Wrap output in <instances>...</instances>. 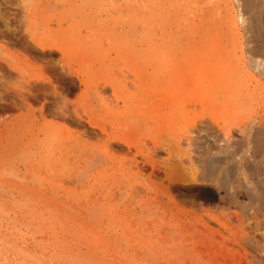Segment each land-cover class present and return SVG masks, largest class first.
Segmentation results:
<instances>
[{
    "label": "rangeland",
    "instance_id": "rangeland-1",
    "mask_svg": "<svg viewBox=\"0 0 264 264\" xmlns=\"http://www.w3.org/2000/svg\"><path fill=\"white\" fill-rule=\"evenodd\" d=\"M150 2L0 0V264H34L38 259L41 263L36 264H77L73 256L81 259L80 264H264V201L261 207L258 203L248 207L245 189L236 190L235 204L224 191H213L209 185L173 188L178 207L188 212L176 217L181 225L189 227L195 215L207 211L229 214V223L243 238L241 244L226 239L230 246L221 251L216 241L222 240L220 235L212 241L182 238L183 229L171 218L176 206L169 203L171 213L165 204L155 205L157 193L147 191L139 177L143 173L147 179L163 180V171L153 169L149 158L166 160L169 156L160 147L167 145L183 159L188 141L196 139L200 145L203 136L207 144L235 147L237 159L245 157L241 164L248 165L244 155L248 146L230 147L226 137L232 136L233 143L241 139L264 111L261 85L256 101L244 103L239 115L232 112L228 92L235 43L216 24L200 26L205 3L176 0L171 7L188 14L178 27L167 29L165 10L157 15ZM193 24L198 27L193 29ZM165 30L167 44L162 39ZM243 48L246 69L255 72L250 67L251 45ZM41 72L54 83H43ZM78 78L88 87L80 86ZM157 84L163 90L157 91ZM27 103L35 108L37 122ZM42 107L49 120L66 121L88 136L78 138L56 126H43ZM77 113L85 121H78ZM89 120L131 148L115 141V156L108 160L107 134L89 126ZM205 130L220 140L205 137ZM156 148L159 152L153 156ZM261 152L256 155L260 159ZM193 156L199 158V153ZM15 205L37 210L39 222L25 224V229L14 225ZM240 223L246 226V236ZM210 225L225 231L218 223ZM50 252L61 258L50 260L54 256ZM67 257L74 262L65 261Z\"/></svg>",
    "mask_w": 264,
    "mask_h": 264
},
{
    "label": "bare ground",
    "instance_id": "bare-ground-1",
    "mask_svg": "<svg viewBox=\"0 0 264 264\" xmlns=\"http://www.w3.org/2000/svg\"><path fill=\"white\" fill-rule=\"evenodd\" d=\"M136 1H138V0H133V3ZM143 1H149V0H143ZM150 1L152 2V5H151V2L149 4L151 6H153V12L156 13L157 15L161 14V12L163 10H165V12H166L165 13V21H166L167 29L178 27L180 25L181 19L188 14V12L186 10H181L180 7L179 8L178 7H175V8L171 7L172 4L176 0H150ZM197 1H200L203 4L205 3L204 7L202 8L201 13H200V16L202 18V21H200V24H201L200 26L207 27V26H211L213 24L214 25L216 24V26L219 29H221L225 34L232 36L233 42L235 43V46H234L235 58H234V60L236 62H234V64L235 63L236 64H235V68L233 69L232 79L229 83L228 94L232 95V97H233V101H232V108H233L232 110L233 111L232 112L236 115H239L241 113V110H242V105L244 103H247V102L256 101V98H258V96H257L258 89L261 85H264L262 82V79H260L261 76L264 78V61H263V57H264V0H197ZM211 1H213V3H211ZM171 8H173L175 10L172 12V11H170ZM215 21H218V23H213ZM197 25L198 24H196V25L193 24L192 25L193 29H195ZM193 29H191L190 31H192ZM167 31L168 30H165V32L162 36L163 42L166 44L170 42ZM246 43L248 44V46L251 45V48L249 49V53L252 56L251 62H250V67H251V69L255 70V72H249L246 69L247 64H248V58H247L246 53L244 52V48H243V45L244 44L246 45ZM222 46L223 45H221V47ZM193 49H196V48H193ZM196 50L199 51V53L202 52L201 48H197ZM42 69H44V68L42 67ZM42 72H41V75H42ZM43 75L41 76L43 83L44 82L50 83V84L54 83L53 79L50 75H48L46 73H44ZM78 82H79L80 86H82L84 88L88 87L87 82L84 81L83 79H79ZM53 86L55 88V92L57 93L58 92L57 86H55V85H53ZM156 90L157 91L163 90L161 88L160 84H157ZM28 91H30V90H27V92ZM60 96H61V94H60ZM65 100H67V98ZM27 104H28V106H27L28 107V113H29L30 117H32L31 119H33L34 122H37V116L35 115V112H36L35 108H33L32 104H29V103H27ZM25 106H26V104H25ZM40 112H41L42 122H44L43 126L45 124L52 125L54 127L56 126V128L57 127L60 128L59 130H61V131L63 130L64 132L66 131V133H71V134L75 133L78 138H83V136H85V137L88 136V134L85 131H81V132H80V130L77 131L71 125L67 124L66 121L62 123V122L51 120V119L49 120L43 111V107L40 109ZM62 113H64V112H62ZM21 115H23V114H21ZM76 116H77L78 121H85V119L83 118L82 115L77 113ZM62 118H64V117H62ZM65 118H66V116H65ZM87 123L92 128L99 129L103 134H107V138L105 139V143H104V153L106 154V157L108 158V160L109 159L111 160V157L115 156L112 153V152H114V150L112 151V149H113L112 144L115 141H117L116 143L119 142V143H122V145H125L128 148H131L132 145L129 144L126 140H120V139L112 138L110 136L109 132L107 133L106 127L98 125L97 123H94L91 120L87 121ZM250 123H251V125H253V128L249 129V131H247L248 133L246 132V134L241 139H239L238 141L233 143L232 142L233 141L232 136L229 135L226 137L228 144L230 143V147L231 146L240 147L243 145L248 146L247 150L244 151L245 153L243 152L244 155L246 154V157L248 158L247 159L248 165L243 166L242 165L243 163L241 164V161H244L243 159L245 157L242 156V160L237 159L238 152H237V149L235 147H233L231 150L230 148L226 149V148L218 147L217 145H215V142H214V144H207L206 142H204L205 138L203 136V137H200V142H201L200 145L198 144V142H196V139L192 141L191 140L192 138H191L190 141H188L189 147L186 149L185 153L183 154L184 155L183 159H180L179 158L180 156L177 157V155L175 157L173 150L167 145L160 147V149H162L169 156L168 158H166V160L159 162L157 159L149 158L151 160V161H149V163L153 169L159 168L160 170L163 171V174H164L163 180H161V179L160 180H153L152 178L147 179L144 177V175H142L143 173H139V177H142V179L144 180L143 186H145L146 190L151 191V192L153 191V192L157 193V195H158L157 201L156 200L154 201V200L150 199V197H149L150 200L155 202V205H156V203H158L157 205L159 207L160 205L165 204L166 205L165 207H167L168 209H169V206H168L169 203H172L176 206L177 213L176 214L173 213V216H171V218L173 219V221H175V223H174L175 226H177L178 228L180 227L179 229H181V228L183 229L182 232H184V233L182 235L183 237L181 236L182 238H184V235L186 237L189 236L192 238L200 237L201 239H202V237H208L212 241V239L218 238V237H216L217 235H220L222 237V240H216L218 242L219 246H221L220 249L230 246V245L229 246L227 245L229 243H226V241H225L226 239L230 240V242H233L236 244L237 243L241 244V238H243V237H240L237 230L235 232V230L233 229V227L229 223L228 218H230V217H228V215H229L228 213L226 214L223 212L222 214H216L214 212L207 211L205 215H200V214L195 215L194 214L195 217H193L194 219L189 222V224H190L189 227H187L186 224L181 225L179 222H177V219H179V218H176V217H181L182 215H186V214H188V212L186 210L178 207L177 200L175 199V196L173 195V188H175L177 186H181V185L187 186V185H191V184L192 185H209V188L212 189L213 191L214 190L224 191L228 195V198H229L228 200H231V202L235 203V204H236L235 201L237 200L236 194H235L236 190L238 191V189H240V190L245 189L247 194H248V198H249V202H250L248 204V207L249 206L253 207L252 205H254L256 203H258L259 204L258 206L261 207L262 202L264 201V158H262L263 159L262 160V159L258 158V156H256V155H258V153L262 154V152H261V149H262L263 150V157H264V148H262L263 146L261 145L262 141H264V111H263V114L261 116H259V118L256 121H251ZM40 127H41V125H40ZM199 132L202 134V130ZM210 132H211V130H208V132L206 131L205 137H211L217 141L219 139V135H217L215 133H210ZM228 133L225 132V134H227V135H228ZM84 142H86V141H84ZM262 144L264 145V143H262ZM195 146H196V148H195ZM157 150L158 149L156 148L155 151L152 152L153 156L156 155ZM158 152H159V150H158ZM197 152L199 153V158H197V157L194 158L193 153H197ZM183 155H182V157H183ZM92 159H95V158H92ZM254 160H255V162H254ZM90 161H91V159H90ZM132 161H134L133 165L138 169L139 166L137 165V163H138L137 160L133 159ZM92 162H93V160H92ZM90 168H91V166H90ZM137 171L140 172L139 170H137ZM261 171H262L261 175L263 176V178L260 177L259 172H261ZM138 172H136V173H138ZM80 177H82V176H80ZM76 178H78V177H75V179ZM137 181H141V180L139 179ZM136 184H137V182H136ZM142 184H143V182H142ZM140 186H142V185H140ZM160 196H161V198H162V196L167 197L169 199V201L166 203L165 202L163 203V200L160 199ZM145 201H147V200H145ZM151 204H153V203H151ZM15 207L17 209L14 212H12V213H14V218L11 217V220L16 222V223H14V225H17L19 223L20 225L25 226V224L27 225L29 223L30 224L35 223V222L37 223V221H38L37 220L38 215L36 213L37 210L36 211L33 210L34 208H32L31 206H29L31 208H23L22 206H19V205H15ZM169 210L172 213V209H169ZM8 211H9V209L7 210V212ZM9 212H8V214H9ZM193 212L196 213L195 211H193ZM235 216L237 218H240V215L238 213H235ZM9 218H10V216H9ZM9 218H8V220H10ZM186 220H188V216H187ZM210 222L218 223L219 226L221 228H223V230H225L224 232L228 233L229 235L228 234L224 235L223 234L224 232L220 231L221 229L216 230V229L212 228L210 225ZM171 223H172V221H171ZM8 224H10V223L8 222ZM19 224H18V226H19ZM29 225H27V226H29ZM35 226L38 227L39 225L36 224ZM241 226H243V224L240 225V229L244 231V229H245L244 227H246V226H243V227H241ZM25 228H26V226L24 227V229ZM172 228H174V226ZM178 228L175 227L176 230ZM20 229H21V227H20ZM242 233L241 234L245 235V236L248 234V233H245V231ZM20 234H22V233H20ZM25 234H27V233L25 232ZM19 237H22V236H19ZM2 239L3 238H1V241H3ZM26 239H27V237H26ZM19 240H15V241L18 242ZM1 241H0V245H2ZM203 243H204V241H203ZM200 244H202V243L200 242ZM41 245L42 244H40V247H41ZM5 246H9L8 248L11 247L10 244H6ZM37 246H38V244H37ZM198 246H200L199 243H198ZM2 247H3V245H2ZM207 248H209V247H207ZM0 249H1V247H0ZM209 250H210V248H209ZM227 250H229V249H227ZM18 251H19V249H18ZM221 251H222V249H221ZM27 252H24V253L26 254ZM41 252H42V250H41ZM207 252H208V250H207ZM238 253H239V250H238ZM245 253H246V250H245ZM7 254H9V253H7ZM32 255H34V254H32ZM50 255H54V256H50L51 258L56 257L55 256L56 254H51V252H50ZM29 256L30 255L25 256V257H28V259H29L31 257V256L30 257ZM62 256L64 257V255H62ZM67 256H69V255H67ZM25 257H23V258H25ZM33 257L36 259L38 258V257H35V255ZM57 257L61 258V256H59V255ZM65 257H66V255H65ZM43 258L45 259V257H43ZM53 258L52 259L49 258V259L53 260ZM56 258H54V260H57ZM73 258H70V260H69L67 257V260L66 259H64V260L68 261V262L71 261V263L75 261V263L80 264L81 259H76L74 256H73ZM31 259H32V257H31ZM72 259L74 261H72ZM50 260H48V261H50ZM234 260H236V259L234 258ZM34 261L35 260H33V262ZM39 261H40V259L36 260V263ZM24 262L25 261H22V263H24ZM44 262L45 261H43L42 264H44ZM36 263L34 262V264H36ZM39 263H41V262H39ZM13 264H15V263H13ZM52 264H53V262H52Z\"/></svg>",
    "mask_w": 264,
    "mask_h": 264
}]
</instances>
